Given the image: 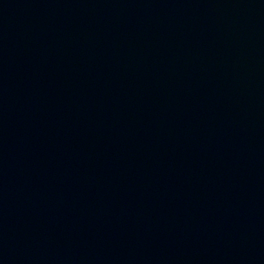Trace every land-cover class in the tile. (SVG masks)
<instances>
[{"label": "water", "instance_id": "1", "mask_svg": "<svg viewBox=\"0 0 264 264\" xmlns=\"http://www.w3.org/2000/svg\"><path fill=\"white\" fill-rule=\"evenodd\" d=\"M0 264H264V0H0Z\"/></svg>", "mask_w": 264, "mask_h": 264}]
</instances>
